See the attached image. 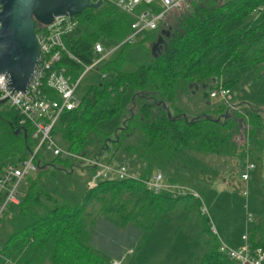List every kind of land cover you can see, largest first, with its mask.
I'll return each instance as SVG.
<instances>
[{
  "label": "trees",
  "instance_id": "trees-1",
  "mask_svg": "<svg viewBox=\"0 0 264 264\" xmlns=\"http://www.w3.org/2000/svg\"><path fill=\"white\" fill-rule=\"evenodd\" d=\"M187 4L190 9L175 14L168 28L164 30L163 24L147 35L149 50L161 38L159 51L152 54L147 66L122 72L121 55L101 69L95 66L99 71L98 81L86 89L74 109L59 115L52 128V136L65 145L62 147L84 156L86 136L95 131L97 123L120 112L122 92L130 88L133 109L122 122L123 128L112 146L114 153L121 149L124 154L136 157L139 162L132 161L139 168L138 178L100 181L93 189H85L78 202L70 207L61 196L46 189L41 179L49 169L67 175L79 163L58 157L46 162L38 154L40 163L36 172L22 181L18 204L8 206L0 217V238L5 232L0 240L2 258L17 264L44 261L104 264L105 260L90 248L88 240V211L96 205L98 213L112 218L119 228L132 225L144 232L152 229L166 213L181 211L186 220L194 219L199 230L203 252L198 264H231L219 254V241L201 213L197 198L189 194L154 195L142 181L159 172L168 183H177L170 171L178 162L179 153L234 158L254 151L258 159L252 157L262 160L264 139L254 141L255 149L247 146L237 151V140L246 127L240 114L225 116L223 122L204 115L188 119L175 102L189 90L188 86L201 89L203 85L202 91L219 86L230 90L237 82L235 79L218 84L225 70L249 67L254 81L264 79V0H190ZM171 14L164 23L167 24ZM78 18L80 30L65 37L63 44L83 66L92 64L94 43H120L131 33L132 18L110 5L86 8ZM38 25L35 24V31ZM81 65L62 56L58 67L64 68L74 81L77 70H82ZM44 92L57 100L50 90L45 88ZM261 116L259 110L248 115L247 143L263 128ZM19 120L13 109L5 110L0 103V173L7 165L25 158L36 145L32 128L19 125ZM134 136L140 137L135 145L129 143ZM247 239L251 247L264 250V231L257 226Z\"/></svg>",
  "mask_w": 264,
  "mask_h": 264
},
{
  "label": "rangeland",
  "instance_id": "rangeland-1",
  "mask_svg": "<svg viewBox=\"0 0 264 264\" xmlns=\"http://www.w3.org/2000/svg\"><path fill=\"white\" fill-rule=\"evenodd\" d=\"M89 1L91 4L95 3V0ZM188 9L190 4H187L183 11ZM179 13L173 12L167 19V24L166 22L162 24V28L164 30L168 28L175 14ZM76 17L73 19L79 24L80 18ZM78 28L77 31L80 30L79 25ZM151 32L138 33L123 46H118L117 42L102 41L103 52L110 53L105 60L96 65L95 69H101L119 55L122 59L120 62L122 72H133L140 66H147L152 59V53L146 37ZM97 59L98 57L93 56L92 63ZM95 69L90 70L81 79L76 90L78 99L90 85L98 81L99 71ZM81 73V69L77 70V75ZM232 79L237 82L228 91L225 99L220 97L210 99L209 93L216 92L213 87L205 91L189 89L175 105L188 119L204 115L223 122L225 116L234 117L240 114L246 122V127L241 131L240 140H237V151L247 146L255 149L254 141L264 139V122L263 128L257 131V136L247 143L246 136L250 125L246 119L251 112L259 110L264 121V79L254 81L250 68L242 67L231 71L225 70L218 84ZM132 99L133 91L125 88L120 99V112L109 120L97 123L95 131L86 136L84 158L96 159L112 167L128 166L130 175L138 178L139 168L134 164V161L139 162L136 157L124 154L121 149L114 153L112 146L116 134L123 128L122 122L129 117L133 109ZM2 108L8 109L6 105H2ZM168 110L172 116L173 110L170 106ZM244 132L245 134H242ZM139 139L140 137L134 136L129 143L135 145ZM53 141L59 147L65 148L57 137H53ZM41 156L44 161H50L51 155L47 151L41 152ZM252 156L257 158L258 155L253 151L251 155L244 157L222 158L209 154L179 153L178 162L170 171V176L177 181L172 184L186 189L189 195L199 200L202 210L200 211L208 220V225L219 243L232 249L237 247L231 246L241 244V236L248 238L255 226L264 231V152L260 154L261 161ZM247 163L254 165V169L247 173L248 180L242 181L240 175L245 172ZM49 171L46 177L41 179V183L46 185V189H51L61 196L70 207L78 202L91 181L95 184L100 182V179H94L92 169L84 164L72 167L67 175L63 172H52L51 169ZM163 182L168 183L164 175ZM90 209L87 221L92 220L93 223H86L89 246L104 258V264L199 263L203 249L200 246L198 227L194 219L186 220L181 211L166 213L152 229L144 232L132 225L119 228L112 218L98 213L96 205ZM247 216H250L249 220ZM4 234L5 232L1 235V241Z\"/></svg>",
  "mask_w": 264,
  "mask_h": 264
},
{
  "label": "built area",
  "instance_id": "built-area-1",
  "mask_svg": "<svg viewBox=\"0 0 264 264\" xmlns=\"http://www.w3.org/2000/svg\"><path fill=\"white\" fill-rule=\"evenodd\" d=\"M190 0H95L101 5H110L120 13L132 18L130 25L131 33L124 38L118 46L129 43L133 37L141 32L154 31L162 25L166 17L185 8ZM78 23L73 17L64 15L54 17L48 25L39 24L35 35L39 46V57L32 70L30 79L24 91H16L9 87L8 80L4 74H0V103L13 109L20 117L19 125L27 124L32 128V139L36 145L34 149L16 164H9L0 173V217L10 205L19 202V186L28 176L36 172L41 152L47 151L51 158L58 157L84 164L92 169L94 179L118 180L134 178L129 173L128 166H109L96 159H86L84 156L76 155L61 148L53 141L52 128L59 117L65 111H71L78 103L76 90L85 74L105 60L109 53L103 52L100 43L92 45V54L98 59L89 66L81 65L65 48L63 39L75 34ZM67 59L82 66V73L73 81L66 75L65 69L58 67L60 59ZM101 78H105L104 75ZM50 90L57 96V100L51 99L44 89ZM211 91L210 99L220 97L225 99L229 90L222 87ZM254 169V165L247 163L245 172L240 175L242 181H247V173ZM145 188L154 195L167 193L172 197L188 194V191L177 184L164 183L163 175L159 172L153 173L142 181ZM96 184L91 181L86 189L91 190ZM202 211V210H201ZM202 213V212H201ZM250 216H247V220ZM218 252L231 262V264H264V250L260 247H251L247 236L241 237V244L236 249H231L219 244ZM0 264H17L15 261L4 259L0 256ZM117 264V263H114Z\"/></svg>",
  "mask_w": 264,
  "mask_h": 264
},
{
  "label": "water",
  "instance_id": "water-1",
  "mask_svg": "<svg viewBox=\"0 0 264 264\" xmlns=\"http://www.w3.org/2000/svg\"><path fill=\"white\" fill-rule=\"evenodd\" d=\"M100 5V2L91 4L89 0H0V74L6 76L9 87L24 91L30 79L39 57L36 23L48 25L54 17L78 16L86 8ZM160 42L158 37L150 48L152 54ZM192 88L199 89L188 86Z\"/></svg>",
  "mask_w": 264,
  "mask_h": 264
},
{
  "label": "crops",
  "instance_id": "crops-1",
  "mask_svg": "<svg viewBox=\"0 0 264 264\" xmlns=\"http://www.w3.org/2000/svg\"><path fill=\"white\" fill-rule=\"evenodd\" d=\"M213 233V232H212ZM242 237V236H241ZM240 241H241V238H240ZM201 243V242H200ZM241 243V242H240ZM220 244V243H219ZM238 245H239V243H237L235 246H231V247H237L238 248ZM200 246H202L201 244H200ZM240 246V245H239ZM91 248V247H90ZM92 249V248H91ZM232 249V248H231ZM93 250V249H92ZM94 251V250H93ZM95 252V251H94ZM96 254H98L97 252H95ZM99 255V254H98ZM100 256V255H99ZM102 257V256H101ZM104 259V258H103ZM200 260V259H199ZM199 262V261H198ZM42 264H52V263H50V262H48L47 261V263H42Z\"/></svg>",
  "mask_w": 264,
  "mask_h": 264
},
{
  "label": "flooded vegetation",
  "instance_id": "flooded-vegetation-1",
  "mask_svg": "<svg viewBox=\"0 0 264 264\" xmlns=\"http://www.w3.org/2000/svg\"><path fill=\"white\" fill-rule=\"evenodd\" d=\"M158 51H159V46L154 49L155 53L158 52Z\"/></svg>",
  "mask_w": 264,
  "mask_h": 264
}]
</instances>
